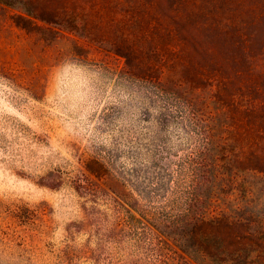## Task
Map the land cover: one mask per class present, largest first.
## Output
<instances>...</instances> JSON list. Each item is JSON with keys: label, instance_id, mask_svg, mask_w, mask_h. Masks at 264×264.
I'll return each mask as SVG.
<instances>
[{"label": "trees", "instance_id": "obj_1", "mask_svg": "<svg viewBox=\"0 0 264 264\" xmlns=\"http://www.w3.org/2000/svg\"><path fill=\"white\" fill-rule=\"evenodd\" d=\"M0 4L18 11L19 27L42 22L124 59L125 74L178 126L185 148L161 144L153 155L171 178L164 195L140 200L111 169L88 168L112 194L98 236L112 259L264 264V0Z\"/></svg>", "mask_w": 264, "mask_h": 264}, {"label": "rangeland", "instance_id": "obj_2", "mask_svg": "<svg viewBox=\"0 0 264 264\" xmlns=\"http://www.w3.org/2000/svg\"><path fill=\"white\" fill-rule=\"evenodd\" d=\"M17 13L0 4V264H118L98 244L112 194L88 168L140 200L164 195L153 155L185 148L178 126L124 59L42 22L19 27Z\"/></svg>", "mask_w": 264, "mask_h": 264}]
</instances>
